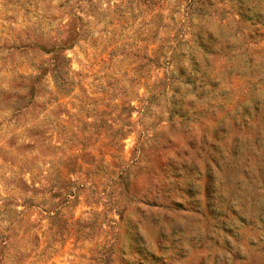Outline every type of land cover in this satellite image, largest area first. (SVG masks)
I'll list each match as a JSON object with an SVG mask.
<instances>
[{
	"label": "rangeland",
	"instance_id": "374dc122",
	"mask_svg": "<svg viewBox=\"0 0 264 264\" xmlns=\"http://www.w3.org/2000/svg\"><path fill=\"white\" fill-rule=\"evenodd\" d=\"M0 253L264 264V0H0Z\"/></svg>",
	"mask_w": 264,
	"mask_h": 264
},
{
	"label": "trees",
	"instance_id": "16d2710c",
	"mask_svg": "<svg viewBox=\"0 0 264 264\" xmlns=\"http://www.w3.org/2000/svg\"><path fill=\"white\" fill-rule=\"evenodd\" d=\"M63 60H65V61H67V59H65L64 57H63ZM61 197H62V201H63V204H65L67 207H69V208H72V207H74L77 203H78V196H77V194L73 191V190H71V189H68V190H66L62 195H61ZM4 207H5V204H4ZM5 247L6 246H4L3 245V247H2V251H4L5 250ZM1 251V252H2ZM1 254V253H0ZM2 258H3V255H0V262L2 261ZM8 259L10 260V262L11 263H15V264H23V260H20V259H16V257L15 256H11V257H9L8 256Z\"/></svg>",
	"mask_w": 264,
	"mask_h": 264
}]
</instances>
